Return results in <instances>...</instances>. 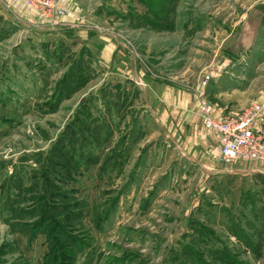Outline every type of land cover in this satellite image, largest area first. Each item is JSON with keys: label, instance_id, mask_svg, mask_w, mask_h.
Segmentation results:
<instances>
[{"label": "rangeland", "instance_id": "obj_1", "mask_svg": "<svg viewBox=\"0 0 264 264\" xmlns=\"http://www.w3.org/2000/svg\"><path fill=\"white\" fill-rule=\"evenodd\" d=\"M78 1L80 20L58 27L0 5V264H224L222 254L264 264L253 231L264 229V211L245 208L255 194L230 195L235 181L223 179L239 175L152 159L158 145L144 133L155 123L140 86L105 71L98 45L85 42L107 35L133 68L184 81L196 50L210 53L215 35L227 37L263 0H150L151 16L141 0ZM74 200L82 223L59 222L70 207L60 205ZM239 226L253 239L241 243Z\"/></svg>", "mask_w": 264, "mask_h": 264}, {"label": "crops", "instance_id": "obj_2", "mask_svg": "<svg viewBox=\"0 0 264 264\" xmlns=\"http://www.w3.org/2000/svg\"><path fill=\"white\" fill-rule=\"evenodd\" d=\"M56 2L66 12L68 11L65 15L42 18L28 6L26 0H0V5H5L17 19L34 27L40 25L58 27L59 24L63 26L65 23L80 20L82 7L78 0ZM8 21L15 22L13 17ZM215 36V41L211 40L210 53L203 48H200V51L196 50L198 55L192 58L193 76L184 78V81H180L181 78L176 81L164 77L160 69L157 73L155 71V74L154 71L149 73L139 66L133 68L131 63L135 59L127 55L126 51L119 49L116 41L107 35H89L85 42L89 51L90 48L96 50L95 45H98V62L105 71L125 77L135 84L138 80L141 81L140 85L133 84V87L140 86L139 102L145 108V112L150 111L154 117L156 126L152 125L144 133L146 142L154 139L153 142L158 145L154 147L152 153L150 152L152 159L160 155L163 160L161 165L168 167L201 165L210 170L211 174L222 172L226 175H239V179L227 176L223 179V181L226 178L231 181L234 179L240 183L239 190L233 188L235 182L227 184L230 185V195L235 191L242 193V188L248 191L244 192V197L251 193L256 194L261 202L264 201L262 194L264 171L253 162H220L219 142L213 132L204 126L198 113V97L186 88L185 81L197 84L206 73L215 76L209 82L205 94L213 106L214 116L219 119L234 116L253 104L264 106V55L261 54L264 52V0L259 5L247 8L240 16L238 28L236 30L234 28L227 37L219 39L218 34ZM200 43L203 44V41ZM166 71L169 72V69ZM149 149L148 143L145 152ZM149 163L152 164V161Z\"/></svg>", "mask_w": 264, "mask_h": 264}, {"label": "built area", "instance_id": "obj_3", "mask_svg": "<svg viewBox=\"0 0 264 264\" xmlns=\"http://www.w3.org/2000/svg\"><path fill=\"white\" fill-rule=\"evenodd\" d=\"M26 1L42 18L55 17L66 12L56 0ZM214 77L212 73L204 74L192 92L198 97V113L204 126L213 132L219 142V160L223 163L253 162L264 171V106L253 104L234 116L216 118L213 106L205 94Z\"/></svg>", "mask_w": 264, "mask_h": 264}, {"label": "trees", "instance_id": "obj_4", "mask_svg": "<svg viewBox=\"0 0 264 264\" xmlns=\"http://www.w3.org/2000/svg\"><path fill=\"white\" fill-rule=\"evenodd\" d=\"M141 2L144 4V6L147 8V11H148V13L150 14V16H151V13H152V9L153 8H155L154 7V1H150V0H141ZM164 2H165V0H163V4H164ZM169 3V2H168ZM165 5V4H164ZM164 7V6H163ZM151 18V17H150ZM74 166V165H73ZM69 167H70V165H69ZM262 176V175H261ZM263 177V179H264V176H262ZM262 194L264 195V190L262 191ZM60 198H64V197H60ZM60 198H58L56 201H57V203H60ZM12 199V198H11ZM246 199H249V197H246ZM251 199V198H250ZM253 199H254V201H253ZM252 200H251V202L250 203H248V201H247V203L248 204H246L245 205V208L247 209L248 208V206H249V208H250V212L249 213H251L252 215L256 212V208L258 207L259 209H260V211H264V201H259L258 200V198H257V196H256V194H255V197L253 198ZM256 199H257V202H256ZM12 200H14V199H12ZM82 200V199H81ZM13 202V205H12V207L10 208V210H9V214H11V212L13 211V209H14V204H17V202H14V201H12ZM78 203H79V200H74V201H72V202H67L66 204H64V205H60L61 206V208H63V207H68V206H70L69 208H66L65 210H67V213L66 214H57L56 215V219H60V221L59 222H66L68 225H70L71 223L72 224H81L82 223V221L83 220H78V219H80L82 216H80V215H75V214H73V213H75V210H81L79 207H78ZM257 206V207H256ZM86 208H88V207H86ZM85 207L84 208H82V210L83 209H86ZM64 210V211H65ZM84 211V210H83ZM66 215V216H65ZM17 216V215H16ZM69 216H71V218H69ZM260 217H261V219H260V222H262L263 221V219H264V214L263 215H259ZM41 219H40V221H38V224H40L43 220H44V218L43 217H40ZM83 218V217H82ZM249 224L251 225V227H253V225H252V221L249 219ZM264 227V226H263ZM240 228V226L237 228V229H239ZM234 230V231H232L233 232V234L239 239V241L242 243H244V242H246L247 240L249 241L250 239H253L252 237H250V236H248L246 233V231L245 230H243L242 228H240V230ZM258 229H260V228H255V227H253V231H255L256 233H259L262 237L260 238L262 241H264V229H260V230H258ZM245 232V233H244ZM199 233H202V232H199ZM223 255V258L225 259V261H224V264H236L232 259H229V258H227V255H224V254H222ZM231 256V255H230Z\"/></svg>", "mask_w": 264, "mask_h": 264}]
</instances>
